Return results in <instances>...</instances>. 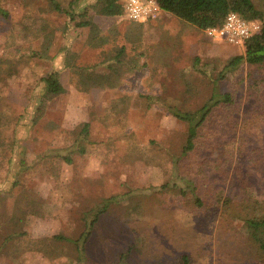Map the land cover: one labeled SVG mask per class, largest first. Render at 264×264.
<instances>
[{"label": "rangeland", "instance_id": "374dc122", "mask_svg": "<svg viewBox=\"0 0 264 264\" xmlns=\"http://www.w3.org/2000/svg\"><path fill=\"white\" fill-rule=\"evenodd\" d=\"M0 6L10 12L8 19L0 15V56L8 59H20L17 48L28 44L26 35L42 17L57 26L67 19L43 0H0ZM92 14L90 28L71 31L70 48L78 62H101L103 74L122 45L129 60L133 47L146 55L115 88L77 86L60 55L21 58L19 75L0 88L5 116L0 121V264H179L183 254L190 264H264V251L248 239L243 219L249 211L244 199L251 192L264 201V153L254 161L249 157L253 148L264 150V101L248 96L249 74L258 70L247 61L226 68L231 58L245 54V43L209 39L175 17L165 29L155 24L159 16L136 22L125 14L104 16L96 9ZM91 28L104 45L98 44L101 38L89 40ZM182 33L188 36L185 42ZM54 42V48L62 44L60 30ZM54 70L67 92L52 99L44 117L32 124L34 105L45 93L40 79ZM186 93L188 99H181ZM225 93L234 95L233 104L216 106L206 130L217 153L205 151L216 171L210 169L201 188L202 207L187 201L189 195L157 191L172 179L169 164L125 161V134H133L141 146L155 141L178 156L187 124L170 113L168 102L180 98L175 104L194 109ZM86 123L91 132L84 141L86 153H72L70 131L79 132ZM59 153L72 154L73 162ZM182 180L188 186L201 177L193 172ZM129 190L135 195L111 204L83 242L85 217L91 220L106 198ZM141 192L160 194L140 210L139 199H130ZM25 203L35 209L21 213ZM80 238L82 251L74 242Z\"/></svg>", "mask_w": 264, "mask_h": 264}, {"label": "trees", "instance_id": "16d2710c", "mask_svg": "<svg viewBox=\"0 0 264 264\" xmlns=\"http://www.w3.org/2000/svg\"><path fill=\"white\" fill-rule=\"evenodd\" d=\"M46 2L47 7L53 11L62 12L67 16L66 21L62 26H57L51 20L42 17L36 24L34 29L27 34L28 44L20 46L17 51L20 53V59H8L0 56V88L5 87L12 83L20 73L22 60L21 58H40V59H57L61 56L60 63L71 70L73 81L75 84L83 89H90L92 85H99L108 88H115L121 82L125 72L134 70L139 65V58L145 56L144 52H135L137 48L133 47L131 50L134 54L131 60L127 58V47L122 45L118 52L111 58V61L105 66L107 73H99V65L101 62H93L83 64L78 62V54L70 48L69 38L71 31L74 28L84 29L90 28L93 25L92 11L96 9V13L104 16H119L124 14V3L122 0H43ZM162 10L171 13L180 20L194 25L197 29L204 31L211 26H217L224 22L227 14L231 11L239 13L247 19L258 18L262 22V31L245 42V54L234 56L226 64V68L236 67L244 61L250 65L255 66L258 73L251 72L250 84L248 87V96L254 97L257 100L264 101V0H156ZM0 15L4 18H9L10 12L4 6H0ZM143 24H141L142 26ZM61 31L63 42L58 48H54V41L57 38V31ZM99 45H104L105 39L98 35V32L90 29L89 40H97ZM92 44L93 42H88ZM223 76H219L221 79ZM45 84V93L40 97L38 103L34 105L32 111V124H37L45 115L49 102L55 97L67 92L64 86L61 73L59 70L50 72L47 76L40 79ZM190 86L193 84L186 81ZM188 85V90L190 86ZM188 99L187 93L182 95L181 99ZM180 98L169 101L168 109L170 113L176 116L179 120L187 124L185 133V142L183 144L181 153L177 156L171 152L166 151L165 148L156 146L155 141H151L152 145H139L134 139L133 134H125L127 139V157L125 161L135 162L139 160L146 161V163H162L169 164L171 180H167L161 188L157 191H164L165 193L179 192L182 196L190 197L185 198L187 201L195 202L197 207H202L206 202V196L201 194V188L207 185L210 171H216V163L212 160L211 154H206L205 151L217 153L215 142L212 137L207 135V128L213 117L214 108L218 105L233 104L234 95L225 93L221 98L211 96L205 103L198 108H185L177 105ZM2 98L0 95V108ZM4 114L0 109V121H4ZM8 123L11 120L7 121ZM18 124V120L14 125ZM72 136V144L74 147L72 153L84 155L86 147L84 141L90 137V124L86 123L84 127L78 131H70ZM253 154H250V161H254L255 157L264 153L259 147L253 148ZM206 154V155H205ZM50 154L46 153L44 157H49ZM58 157L65 161L72 163V154H56ZM255 155V156H254ZM252 156H254L252 158ZM260 161H264L260 158ZM251 163V162H250ZM255 164V162H252ZM209 168V169H208ZM211 169V170H210ZM172 171V172H171ZM198 174L201 177L200 183L198 181L190 182L188 186L180 184L183 181V175ZM240 172V170H239ZM247 179H242L244 189H247ZM134 190H129L119 195L106 198L103 205L96 210L89 220L85 217V232L82 234L83 242L88 241L94 226L105 215L111 204L119 205L123 199L128 201L130 196L135 195ZM135 198L139 199V209L141 210L143 203H152V198L160 194H146L136 193ZM119 198V199H118ZM155 199V198H154ZM248 208V213L243 217L248 239L251 243L255 244L257 248L264 251V201L258 200L253 193L244 199ZM25 203L24 210L21 213H26L31 208L35 209V205ZM246 209V208H245ZM34 213L39 214L40 211L34 210ZM63 238V236H58ZM80 239L74 240L79 251H82L83 244ZM81 241V242H80ZM130 250V249H129ZM128 250V251H129ZM128 253V252H127ZM126 254V253H125ZM125 254L123 257H125ZM127 255V254H126ZM191 259L189 255L183 254L180 257L179 264H190Z\"/></svg>", "mask_w": 264, "mask_h": 264}, {"label": "built area", "instance_id": "2783aa9c", "mask_svg": "<svg viewBox=\"0 0 264 264\" xmlns=\"http://www.w3.org/2000/svg\"><path fill=\"white\" fill-rule=\"evenodd\" d=\"M124 14L136 22L156 19L162 9L156 0H122ZM262 31V22L258 18L247 19L235 11L227 14L224 22L204 30L209 39L239 45L245 43Z\"/></svg>", "mask_w": 264, "mask_h": 264}, {"label": "crops", "instance_id": "0c3cea01", "mask_svg": "<svg viewBox=\"0 0 264 264\" xmlns=\"http://www.w3.org/2000/svg\"><path fill=\"white\" fill-rule=\"evenodd\" d=\"M171 17H175V18H177L176 16H174V15H172L171 13H169V12H166V11H164V10H162L161 11V13H160V15H159V18L158 19H156V21H155V24L156 25H163L164 26V28L165 29H170V28H168V20H169V18H171ZM177 19H179V18H177ZM180 20V19H179ZM182 21V20H181ZM184 22V21H183ZM186 25H189V27H194V25H192V24H188V22H184ZM144 24V23H143ZM183 25V24H182ZM183 34V36H182V38H183V42H185V41H187L186 40V38H188V36H186V35H184V33H182Z\"/></svg>", "mask_w": 264, "mask_h": 264}]
</instances>
